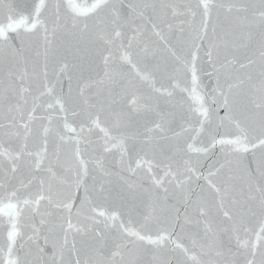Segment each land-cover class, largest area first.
<instances>
[{
  "label": "snow or ice",
  "instance_id": "1",
  "mask_svg": "<svg viewBox=\"0 0 264 264\" xmlns=\"http://www.w3.org/2000/svg\"><path fill=\"white\" fill-rule=\"evenodd\" d=\"M0 264H264V0H0Z\"/></svg>",
  "mask_w": 264,
  "mask_h": 264
}]
</instances>
